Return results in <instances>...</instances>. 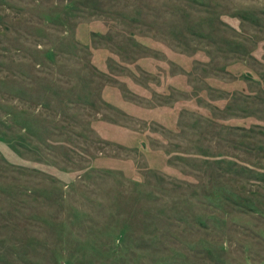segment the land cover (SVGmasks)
<instances>
[{"label":"rangeland","instance_id":"obj_1","mask_svg":"<svg viewBox=\"0 0 264 264\" xmlns=\"http://www.w3.org/2000/svg\"><path fill=\"white\" fill-rule=\"evenodd\" d=\"M0 264H264V0H0Z\"/></svg>","mask_w":264,"mask_h":264}]
</instances>
